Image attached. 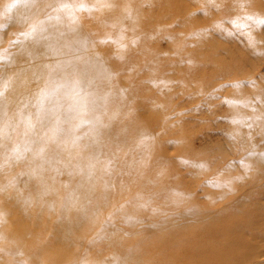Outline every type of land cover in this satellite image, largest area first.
Listing matches in <instances>:
<instances>
[{
	"label": "rangeland",
	"instance_id": "374dc122",
	"mask_svg": "<svg viewBox=\"0 0 264 264\" xmlns=\"http://www.w3.org/2000/svg\"><path fill=\"white\" fill-rule=\"evenodd\" d=\"M48 1L53 4L49 18L67 9V23L80 21L83 30H95L93 44L85 47L103 56L117 50L124 66L121 63L116 72L93 80L97 93L92 92L105 106L101 102L102 109L91 115L97 112L108 128L99 134L91 123L75 119L81 144L73 147L74 138L70 140L68 124L63 123L65 143L50 147L63 159L74 150L82 164L91 161L92 173L41 171L38 183L29 187L36 192L27 188V178L21 176L25 168L31 169L26 162L7 164L9 171L0 175V189L5 188L4 194L0 192V264H189L190 227L215 224L212 219L222 209L242 205L248 197L257 199L251 195L253 187L237 192L233 186L243 172L257 167L255 156L264 155V24L258 22L264 20V0H113L114 6L109 0ZM107 3L113 10L100 11ZM5 25L3 21L0 26ZM85 35L81 31L79 36ZM71 76L79 79L78 73ZM8 85L9 79L0 74V91L4 93ZM26 127L24 122L17 124L16 142ZM4 162L8 161L2 155L0 166ZM89 176L99 199L87 194L83 182ZM259 186L263 191L264 183ZM29 191L31 207H16L11 197L29 196ZM55 191L61 204H53ZM219 192L224 201H218ZM70 195L75 196L72 202ZM80 203L92 207L83 219L76 215ZM67 206L68 225L63 222ZM192 207L197 210L192 212ZM199 209L204 216L195 213Z\"/></svg>",
	"mask_w": 264,
	"mask_h": 264
},
{
	"label": "bare ground",
	"instance_id": "6f19581e",
	"mask_svg": "<svg viewBox=\"0 0 264 264\" xmlns=\"http://www.w3.org/2000/svg\"><path fill=\"white\" fill-rule=\"evenodd\" d=\"M109 2L113 6L115 5L113 0H109ZM110 3H107L106 6L104 4L105 8H102L99 10L102 12H107V11L109 12V11L113 10ZM52 6H53V4L51 2H49L48 0H0V25L3 21L6 22V25L4 27L0 26V62L1 61L3 62V66L0 67V74H1V76L3 75L4 78L9 79V85H8V87H5L4 95H3L2 99H0L1 100L0 101V117L3 116L2 121H1L2 122V124H1L2 131H1V138H0V156L4 155L8 161L7 163L4 162L5 164H2L0 166V175H4L6 172L9 171V168H7L8 165L10 166L12 163L16 164L18 161L26 162L27 166H29V167L31 166V169L25 168V170L21 172V176H24L27 178L26 179L27 181L25 182L26 186H28L27 188L33 187L34 184H37L39 181L38 175L41 173V171H46L48 169L57 171L59 173H60V171L66 172L68 169L72 170L74 173H79V172L84 173L86 171L88 172V173L83 174V175H88L89 173H92L94 171V168H93L91 161L89 162V164L88 163L82 164L80 155L77 152H75L74 150L67 151L66 154L64 155V159H63V158H60L61 156H60L59 152H57L53 149H50V147H51V145H52V147H55V144H57V145L59 144L61 147V145L65 143L63 141V139L66 137L67 134L64 131L65 129L60 127L61 124H63V123L68 124V128L66 130L68 131V134H69L68 136H70V140L72 141V139L74 138V143L72 142V144L75 145V146L73 145V147H75V148L78 147L77 145L81 144V141L77 135L79 126H77V123L74 122L75 119L79 120L78 123H85V124L91 123L94 126L93 129L96 131V133H97V131H99V134L102 131L103 127L105 128L106 126H109V123H104V126H103V123H102L103 120L101 118L102 122L100 121L99 117H97V112H96V114L91 115V111H97L98 108H101L99 105L103 100L98 95L93 94L92 90L95 91L94 86H93V83H94L93 80L95 78H99L100 75L103 77V75L107 76L108 74H111L112 72H116V70H118L117 68L120 66V64L122 63V65H123V56L122 55H120L119 57L116 56L117 50L114 53H110L109 56L108 55L106 56L105 53L103 52V54L105 56L104 57L103 55H100L98 53V51L91 50V49H88L87 47H85L86 44H87L86 46H88V44L89 45L93 44L95 39L92 37L91 32L92 31L95 32V30H93V29H88L87 31L83 30L82 29L83 27H81L82 24L80 21L77 22V24L76 23L73 24L71 22L67 23L64 19L65 16H68L70 14V12L67 9L59 10V12H58L59 15L51 16L52 19L49 18L48 12L52 10ZM173 7L174 6H172V8ZM240 11H239V13H240ZM121 14H124V13H121ZM152 20H153V18H152ZM153 21H155V20H153ZM153 21H151V22H153ZM250 27H252V26H250ZM141 30H142V28H141ZM240 30H242V28ZM81 31L85 32V34H86L82 38L79 36ZM255 31H257V30H255ZM135 32H137V31H135ZM180 37L182 38V35ZM113 39H115V38H113ZM134 39H136V38H134ZM173 39H175V38H173ZM176 39H179V38L176 37ZM252 39H253V37H252ZM113 41H115V40H113ZM115 42H117V41H115ZM208 42H209V40H208ZM253 44H258V43L253 42ZM260 44H261V42L259 43V46H260ZM263 44L264 43H262V45ZM155 45H156V43H155ZM195 45H198V44H195ZM195 45H193V46H195ZM125 46L127 47V45H125ZM109 47H111V46H109ZM133 47L134 46L132 43V46L130 47L131 50ZM257 48H260V47L257 46ZM109 49H111V48H109ZM6 51L8 53H5ZM100 51H102V50H100ZM119 51L121 52V50H118V52ZM122 51H124V49ZM125 51H126V49H125ZM257 51L255 53H257ZM159 52L160 51H158V53ZM181 53L184 54L185 51L184 52L182 51ZM258 54H260V53L258 52ZM158 55H160V54H158ZM210 55H212V54H210ZM210 55H208V56H210ZM261 55H262V53H261ZM79 56H81L80 59L78 58ZM146 56H148V55H146ZM214 57L216 58V56H214ZM263 59H264V57H263ZM202 62H203V60H202ZM236 65H237V63H236ZM234 67H235V65H234ZM123 68H125V67H123ZM239 68H237V66H236V69H239ZM229 70H230V68L228 69V71ZM73 73H75V74L78 73L79 79L72 77L71 75ZM124 81H125V79H124ZM96 84H98V83H96ZM261 87L263 88L264 86L262 85ZM46 88L49 91V95H48L47 99L45 100V102L41 105L38 103V97H39L40 92ZM237 92H239V90H237ZM252 92H250V93H252ZM257 92H259V91H257ZM95 93H97V92L95 91ZM131 94H133V93H131ZM237 95H238V93H237ZM261 95H263V94H261ZM232 96H234V95H232ZM235 96H236V94H235ZM256 97H257V95H256ZM256 97H255V99H256ZM244 98H246V96ZM235 99H236V97H235ZM237 99H239V97ZM256 101H258V100H256ZM103 104L104 103L102 102L101 105H103ZM253 105H251V106H253ZM262 105H263V103H262ZM103 106H105V104ZM234 107H235V105H234ZM239 109H240V107H239ZM244 109L245 108H242L241 110H244ZM258 111L259 110H257V112ZM249 112H251V111L249 110ZM257 112H255V113H257ZM114 113H115V111H114ZM119 113H121V112L119 111ZM156 114H158V112ZM117 115H119V114H117ZM115 119H116V116H115ZM248 121H249V118H248ZM19 122H24L25 125L27 124V127H26V130H22V133H20V135L18 136V138L20 137L19 138L20 141L16 142L14 137H16V135H17L16 134V126ZM237 122H242V121L238 120ZM78 125H80V124H78ZM111 125H113V124L111 123ZM63 126H65V125H63ZM236 126H237V124H236ZM248 127L249 126H247L245 128H248ZM258 127H256L255 129H257ZM106 128H108V127H106ZM237 128H239V127H237ZM108 130H110V129H108ZM127 131H125V133ZM240 131H242V130H240ZM242 133L243 132H241L240 134H242ZM64 134H66V135H64ZM85 135H87V134H85ZM135 135H137V134H135ZM112 137H113V135H112ZM124 139H126V138H124ZM92 141H93V139H92ZM69 142L67 140V143H69ZM249 143H251V142H249ZM245 144H246V142H245ZM88 150H89V148H88ZM100 152H101V150H100ZM8 153H9V155H8ZM101 155H102V152H101ZM99 158H101V157H99ZM254 159H255V161L253 163L258 164L257 167L252 171L250 170L249 172H246V171L243 172V176L241 178H239L240 180L238 182L234 183L233 188L236 189V187H238L237 192H241L246 187H253L256 190H254L253 193L251 192L252 193L251 195L255 196L257 199H255L254 201H250L249 197H248V199L243 201L242 205L240 204L241 203L240 202L239 205H232V208H229L227 210L222 209L221 210L222 212L219 213L217 216H215L214 220L212 219V221H215L214 222L215 224H210L209 226L205 224L204 226L190 227V229L193 232H191L192 233L191 237L189 235H187V236H189L190 239L192 238L190 240V249H189L191 251L190 254H191L192 261H190V262H192V264H263V259H264V207L261 205L262 204L261 199L262 200L264 199V189H263V191L260 190L259 185H262L264 183V155H261V156L256 155ZM99 161H100V159H99ZM22 164H24V163H22ZM116 164L118 165V162ZM100 165H102V164H100ZM215 165H216V163H215ZM246 169H247V167H246ZM15 170H13V171L15 172ZM18 175L20 176V173ZM199 179H201V178H199ZM83 184H84V187H86L87 194L90 196V198H94V199L101 198L99 196V191H96V188L93 187L95 184L93 178H91L89 176L88 181L83 182ZM113 187H114V185H113ZM207 187H209V186H207ZM105 188H107V187H105ZM105 188L102 189V191L106 192ZM182 188H183V186H182ZM29 189H31V188H29ZM113 190L115 191V189H113ZM234 190H233V192L235 193L236 191H234ZM4 191H5V188L0 189L1 193H3ZM31 191L36 192L32 189H31ZM117 192H119V191H117ZM73 194L76 196L75 192ZM116 194H119V193H116ZM144 194H145V192H144ZM31 195L32 194L30 193V191H29V196L26 193L22 194V195L15 194L14 197H11V199H12L11 201L17 202L16 207L26 208V207L31 205V200H32ZM54 195L55 196H53V197H55V198L53 199V204H61L60 196H57L58 191H55ZM75 196L70 195V197H67L68 201L72 202L74 200ZM218 196L221 197L220 199H218V201L223 200L222 198H224V195L222 192L221 193L219 192ZM228 196H230V195H228ZM231 196H233V195H231ZM253 196H251V197H253ZM36 201H37V199H36ZM249 201H250V203H248ZM92 204H93V201H92ZM8 206H10V204ZM56 206H58V205H56ZM89 207L88 208L90 210L87 208L86 204L80 203V205L78 206V210L76 211L77 217L83 219L86 216V214L88 213V210L92 211V209H91L92 207L91 206H89ZM199 207H201V206H199ZM214 207L216 209L218 208L216 206H214ZM193 208H196V207H192V212H194V210H197V209H193ZM215 208H213V209H215ZM76 209H77V207H76ZM211 210L212 209H210V211ZM198 212L201 213L202 216L205 215L201 212L200 209H199V211H195L196 214H198ZM208 212H209V210H208ZM69 213H70L69 206H67V210L65 211L66 217H64V219H63V222L66 224L69 222L67 219V215ZM211 213H213V212H211ZM29 215H31V214H29ZM198 216L199 215H195L196 218H198ZM28 218H30V217H28ZM200 218H202V217H200ZM207 220H209V218H207ZM101 221H103V220H101ZM49 222H48V224H49ZM178 223H180V222H178ZM178 223H177V225H178ZM210 223H211V221H210ZM69 232H70L69 228H68V226H66V229H65L66 236L68 234H70ZM186 232H189V230ZM80 235H81V233H80ZM171 235H173V234H171ZM183 236H184V234H183ZM68 237H69V235H68ZM62 238H63V240H65L64 239L65 237H62ZM176 238H178L177 235H176ZM63 240H60V241H63ZM69 240L71 241V239H69ZM185 241H183V247H184ZM71 242H74V241H71ZM201 242H204V244H201ZM65 243H67L66 240H65ZM181 245H182V242H181ZM187 245H188V242H187ZM183 249H187V247L183 248ZM186 251L185 250L183 251L184 254L186 253ZM2 253H3V251H2ZM176 253H178V251ZM187 253L189 256L190 255L189 252H187ZM197 255H199V257ZM179 257H178V259H179ZM181 257H182V254H181ZM187 258H189L188 259V261H189L190 257H187ZM184 259L185 258H183V262H185ZM173 261L176 262V259H174ZM190 262H188V263L190 264ZM178 263L180 264L181 262H178Z\"/></svg>",
	"mask_w": 264,
	"mask_h": 264
},
{
	"label": "snow or ice",
	"instance_id": "6c2138e0",
	"mask_svg": "<svg viewBox=\"0 0 264 264\" xmlns=\"http://www.w3.org/2000/svg\"><path fill=\"white\" fill-rule=\"evenodd\" d=\"M248 19H251V18L249 17ZM258 22L261 24H264V20H261ZM3 95H4L3 91H0V97H3ZM48 95H49V91L47 88L42 90L39 94V97H38V103L42 105L45 102V100L47 99ZM228 103H231V102H228Z\"/></svg>",
	"mask_w": 264,
	"mask_h": 264
}]
</instances>
